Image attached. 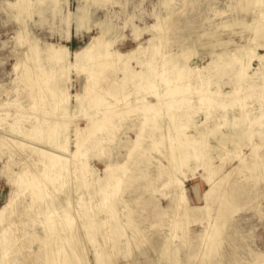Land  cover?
I'll return each instance as SVG.
<instances>
[{"label": "rangeland", "instance_id": "obj_1", "mask_svg": "<svg viewBox=\"0 0 264 264\" xmlns=\"http://www.w3.org/2000/svg\"><path fill=\"white\" fill-rule=\"evenodd\" d=\"M41 1L31 0L33 11L21 14L19 18L17 9L11 6L16 0H0V206L11 191L8 183L10 174L19 173L22 167L26 169L29 166L41 171L44 162L38 161L39 155L34 156L31 151L50 145L53 140L47 132L58 120L65 118L63 124L66 133H70V148L75 149L76 130L79 128L90 133L96 127H91L90 123L99 118L98 112L107 111L113 119L110 123H103L102 131L91 132L94 133L89 141L91 146L99 144L103 149L97 148L89 155L87 175L71 160L72 170L66 188L58 190L44 179L45 190L43 193L34 191V201L23 197V205L26 206L20 205L18 212L6 222L9 226L7 235H12V240L18 239L12 241L16 243H13L14 251L10 254L14 263L51 264L54 260L55 235L46 223L51 204L58 207V213L69 211L70 221L74 223L72 228L60 231V234L70 231L72 237V246L63 244L67 250L59 256L64 262L70 261L67 264H99L97 259L103 261L101 264L253 263L252 254L264 253V125L257 124L264 122V80L256 87L248 88L247 95L235 102L232 97L237 85L234 73L221 72L219 81H212L207 73L206 81H200L201 93L203 89L212 93L227 92L224 97L215 98L219 104L224 100L221 105L232 108L229 110L232 113L242 114L241 107L252 110V113L262 112L263 118L252 122V127L249 118L231 120L228 117V121H224L220 115L223 109L217 112L210 107L206 112L195 114L194 120L193 116L185 117L184 122L189 126L181 131L186 136L182 146L179 138L174 137L177 138L175 140L165 135V118L158 120L164 126L155 133L157 122L145 119L146 115L154 113L150 108L146 109L147 101L153 99L145 89L135 87L138 83L124 79V72L142 68L139 61H147L151 51L150 39L154 36L155 44H161L157 61H161L163 56L173 60L171 56L178 55L176 60L181 61V65L186 62L190 66L204 68L216 54L226 56L235 50H243L253 39L257 26H264V0H60L61 11L57 9L58 0ZM83 12L88 14L89 20L85 25H79L77 16ZM62 16L70 17L69 29L61 22ZM102 30H107L106 38L112 42V49L128 53L142 44L147 46L146 53L142 51L131 60L119 58V64L102 68L101 75L98 74L101 76L98 80L100 85L94 86L90 94V98L93 94L96 97H93L96 103H91L93 107L86 105V76L75 70L70 72L67 82L70 99L64 116L60 107H53L52 98L43 107H31L35 102L32 95L35 90L41 91V87L39 90L31 89L23 79L22 63L29 44L36 41L42 50L47 45H65L75 52L86 46L92 37L100 35ZM137 30H142L138 40L135 38ZM20 32L24 34L19 35ZM255 39L250 45H257L256 53L263 55L264 47H259L260 41ZM121 60L127 64V69H123ZM40 64L49 68L51 62L43 54ZM19 65L21 69H18ZM263 70L264 62L254 58L248 74L262 71L260 74L264 77ZM47 77V87L56 86L58 78ZM77 96L85 105L78 104ZM199 98L200 94L192 100L196 104ZM215 104L214 107H219ZM211 113L214 118L207 121L206 116ZM234 124L238 137L232 134ZM35 126L40 128L33 136L30 130ZM138 132L143 140L129 153ZM86 133L82 131L80 136ZM226 133L230 136L227 141L222 139ZM28 134L31 137L27 138ZM244 135L250 136L248 140ZM173 146L182 149L180 154L185 150L189 155L184 163L173 160ZM197 147H205L207 156L201 153L195 157ZM236 156L243 157L244 161L240 163ZM254 161L260 163L257 169L246 170V163ZM107 163L119 167L120 174V187L118 193H114L112 206L103 205L100 200L101 179H105ZM209 164L213 169H208ZM166 169L181 183L183 200L172 197L173 183L165 174ZM260 188H263V197L259 201L247 199L233 208V203H223L218 199L202 215L194 214L195 217L189 210L190 207L205 205L202 196L206 190L205 198L210 202L216 192L226 198L229 194H239L246 199V195L255 196ZM36 215L38 219L31 222ZM206 229L208 233L202 238ZM216 229L219 230L217 237L212 235Z\"/></svg>", "mask_w": 264, "mask_h": 264}, {"label": "bare ground", "instance_id": "obj_2", "mask_svg": "<svg viewBox=\"0 0 264 264\" xmlns=\"http://www.w3.org/2000/svg\"><path fill=\"white\" fill-rule=\"evenodd\" d=\"M44 1L45 0H42L40 3ZM58 4L59 5L57 9L61 11L60 0H58ZM11 6L17 9V17L19 16L21 17V14L31 13V11H33L31 0H16V2L11 3ZM53 9H54L53 12L56 13L55 8ZM39 12H42V11L39 10ZM77 19L79 20V25H82V24L85 25L87 23V20H89L88 14L83 12L82 14L77 16ZM60 20L61 22L65 23L69 29L70 24H71L70 17L62 16ZM138 31L139 30H137L135 33L136 40H138L142 34V30L139 32ZM23 32H20L19 35H21ZM163 32H165V30ZM106 35H107V30H102L100 32V35L92 37L91 40L88 42V44H86V46H84L82 49L75 51V52H71L68 49V47L65 45H60L57 47L52 46V45H47L46 49L42 50L41 48H39L38 44L35 43L36 41H33L32 43H30L28 46L29 48H27L28 50L25 52V54L23 53L24 59H25V62L22 63L23 69H24L23 79L25 78L24 79L25 83H27L31 87V89L37 88L39 90V88L41 87V91L40 90L37 92H35L36 90L34 91L32 97L35 102H34V105H32L31 107H38V106L43 107V105H47L48 100H51L50 98H52L53 100L52 103H54L53 104L54 106L53 105L52 106L57 107V108L60 107L62 109L61 111H63L62 115L64 116L66 114V111L68 110L67 107H68V102L70 99L69 86L67 85V82L69 80L68 79L69 74L72 70L73 71L75 70L78 73L84 74L86 76L87 82L85 84V89H86V92L88 93V99L86 100L87 101L86 105L93 107L91 103H96L94 100V98L96 97H94V94H93L94 98L93 97L90 98L91 97L90 94L92 93L93 89H95L94 86L100 85L98 80L101 76H99L98 74L101 75L102 68L105 66L111 67L112 65L114 66L116 64H119L120 62L119 58H123V59L129 58L131 60V59H135L137 57V54L142 53V51L146 53L145 49H147V46H143L142 44H139L137 48L131 50L128 53H120L119 51L112 49V42L106 38ZM263 36H264V26L263 24H259L254 31V37L256 39L258 38L257 40L260 41V44H258L259 47H264ZM253 39L252 38L250 39V43L251 41H253ZM150 40H149L151 42L149 46L151 48L150 49L151 51H149L150 56L147 57V61H143V60L139 61V65H142V68L140 70L138 71L130 70V69L128 70L127 64L124 63V60H121V62H123L122 63L124 67L123 69L125 68L127 69L124 72V79L131 81L134 84L138 83L135 87L139 86L138 90L145 89V91H147L146 94L150 95L151 98L153 99V100L149 99V101H147L146 109L150 108L151 111H153L154 113L151 116L146 115L145 119L148 122H155V123L157 122L156 123L157 131L155 133H158L160 131V127L165 125V128H166L165 135L173 139H175L174 137L179 138L180 144L184 146L183 140L186 138V136L181 131L184 130L185 126H189L188 123L184 122L185 117L193 116L192 117L193 119L194 117H196L194 116L195 114L201 113L204 111L206 112V110H208L210 107L213 109H216L215 111L217 112H221L218 109L222 108L224 112L221 113L220 115H222V117L224 118V121H226V119L228 121L229 119L228 117H231L232 118L231 120L238 119V117H242L246 119L249 118L251 121V124L254 121H261V118H263L262 112L252 113V110H249L246 107H241L240 110L242 111L240 112H242V114H238L236 112L232 113L231 111H229V110H233L232 108L221 105L225 103L223 102L224 100H222L221 104H219V102L215 98L220 97L221 95L222 97H224V95L228 94L227 92L212 93L208 91L207 89H203L201 93V90L199 89L201 82L204 83V81H206L204 77H206L205 75L207 73L212 81L213 80L219 81L218 76L221 72L223 71L227 73L233 72L234 79L237 85L234 87L232 97H234L235 102L238 99H243L244 96L247 95L246 90L248 88L251 89L253 87H256L258 84H260L259 82H262L264 80V77L260 74L262 73V71H260V73L255 72L252 75L248 74V69L250 68V64L254 58L255 59L258 58L259 60H261V62H264V54L260 55L259 53H256L257 49L255 47L257 45L254 47L253 43L251 45L249 43L243 50L242 49L235 50L234 52H231L230 54L226 56L222 54H216V57L212 59V62L209 64V66L202 68V67L194 66L192 64H191L192 66H190V64H187L186 62L182 65L179 64L181 63V61L179 62L178 60H176V57L177 58L179 57L178 55L176 56L172 55L171 57L173 60L164 59V56L162 59V56H161L162 60L157 61V56L160 54L159 46H161V44L160 45L159 43L155 44L156 42V41L154 42L155 36L153 39H150ZM252 45L254 48L252 47ZM43 54H45V57L49 59L51 62V65L49 68L43 64H40V61H42L43 59ZM167 61H169V65H166ZM221 61L223 62L221 63ZM18 64H21V63H18ZM18 67H20L18 69H21L20 65ZM47 76L58 78L56 82V86L47 87L48 85L46 84L47 83L46 78L48 79ZM142 83L144 84L140 85ZM199 94H200L199 101L198 103L195 104L192 99H194ZM77 99H78V104L80 106L85 105V102L83 101L82 98L77 96ZM215 101H216V104H215ZM214 104L219 105V107H214ZM226 104L228 105V103ZM95 105L97 106V104ZM115 109H118V108H115ZM190 112H193L192 115L190 114ZM98 116L99 118L96 117V119L93 121V124L90 123L91 127L92 125L96 126L94 127L92 131H89L90 133H86V131H84L83 129H79V128L76 130L75 135H74L75 136V140H74L75 149L70 148V145H71L70 144L71 141L69 139L70 133H66L67 129L65 128L63 124L65 118L62 117L61 118L62 120L59 118L60 120H58L56 124L51 126L47 132L48 137H50L51 140H53L51 141L50 145L42 148L41 150H37V151L35 148H33L31 151L32 155L34 156L36 154L39 155L38 157L40 158H36L38 161L42 163L44 162V165L41 168V171H37L36 169L33 170L28 165L30 167V168L28 167L29 170L28 168L23 169L22 167V171L20 170L21 172L19 171V173L10 174L8 176V183L11 186V191H10V194L6 202L2 206H0V226H1L0 227V263L1 264H15L14 263L15 260L10 258V254H12V252L14 251L13 245L16 243L13 242L14 243L13 244L12 241L15 240L16 238H13L12 240V238H10V236L12 237V235H7L9 226L6 224V222L10 220L13 214H16L18 212V208L20 207V205L24 207L26 206V205H23V201H25L23 197L24 198L29 197L28 200L31 199L34 201V191H38L39 193L44 192L45 190L44 183L46 182L45 180L50 181V183H52V185L58 190L66 188L69 184L68 176H69L70 171L72 170V166H71L72 162L75 166L77 165L80 166V169H82L81 171L84 173V175H87L89 173L88 165H87L88 164L87 160L89 158V155L91 154L93 150L97 148L101 150L103 149L101 145L98 146L99 144L97 146L96 144L94 146H91L92 144L89 141L91 140L92 134H94L96 131L98 132L102 131V128L104 127L103 123H108V122L110 123V120L113 119L112 118L113 115L111 114L108 115L107 111H103L101 113L98 112ZM206 117L208 121L209 119L214 118V115L211 113V114H207ZM164 118L167 120V125L166 123L163 125L162 123L158 122V120H164ZM166 120L164 122H166ZM257 124L258 126H262L264 125V122L262 123L259 122ZM253 126L254 125L252 124V127ZM233 127L234 128H233L232 134L234 137H238L236 136L238 135V132L236 130V125L234 124ZM38 128L40 127L35 126L34 128L30 130V133L33 136H35L36 134H38ZM82 131L83 133H86V134H83V137L80 136V133ZM8 132H11V131H8ZM59 132H61V136L58 137ZM91 132H94V133L91 134ZM155 133H152L151 135H154ZM209 133H212V131H210ZM31 134H28L27 138L29 136L31 137ZM198 134L200 133L198 132ZM136 135H137L136 138L132 142V146L129 148V153H132L133 148L137 149L139 144L143 140L141 133L138 132ZM245 136L247 135H244V137ZM149 137H154V136H149ZM229 137H230L229 134L226 133L222 136V139L227 141ZM249 137L250 136H247L246 140H248ZM173 139L172 141L176 140V139L175 140ZM176 142H173V144ZM180 144L178 145V147L180 146ZM174 146H176V144ZM174 146H173V151L175 153H173V156H172L173 160L179 164L184 163L185 159H187V157L189 158V155H186L185 150H183V152L180 154V151L182 149L174 147ZM143 149L144 148H141V150ZM196 149H197L196 155H194L195 157H199L201 153L204 154V156H207L205 147H201V148L197 147ZM141 150H139V152ZM236 157L238 158L240 163L244 161L243 157L241 156H236ZM36 159H34V161L37 162ZM71 160L73 161L71 162ZM259 164L260 163H258L257 161H254L253 163H248V164L246 163L245 167H247L246 170L253 171L257 169ZM121 167H123V165ZM118 169L119 167L115 168L113 164L107 163L106 165L105 179L104 178L101 179V185H100V192H101L100 200H101V203H103V205L109 204L112 206V204L115 202V197L113 196H114L115 191H117L118 187H120L119 185L120 174L118 173ZM208 169L209 170L213 169V167L209 164ZM239 172L243 173V170L239 169ZM165 174H167L169 181L173 183L172 184V189H173L172 197H174V199H177V200L178 199L183 200L184 192H183V189L181 188V183L178 180H176L174 175L167 169L165 170ZM260 176H261V173H260ZM40 183H42L41 184L42 187H40ZM212 183L214 184V181H212ZM239 190L245 191V189H239ZM236 192H239V191H236ZM235 196L238 198L241 195L235 194ZM51 205H53L52 208L50 207ZM51 205L49 206L50 208H48L47 210L50 212L49 213L50 215L47 216L48 220L46 221V223L48 222L47 224L50 229V232H52L55 235L53 244L57 246L55 248L56 250L55 255H54L55 258L54 260L52 259L51 262L54 264H65V263L67 264L70 261L64 262L59 256L61 252L67 250V247L64 245H66L67 243L71 245L70 238L72 237H71L70 231L64 232L63 234H60V231L61 229H67L68 227L72 228L74 223L70 221L71 215L69 211H61V212L59 211L60 213H58V210L56 211L57 206L54 204H51ZM38 215H36L35 218L31 220V222L38 219ZM4 218H7V219L4 223H2ZM106 226L108 227L109 225H106ZM214 232L215 230L212 231L213 235H214ZM217 232H218V229L216 230V233ZM206 233H208L207 229L204 232V236ZM17 240L18 239H16V241ZM97 261L99 264L103 262L102 260L100 262L99 259H97ZM263 261H264V253H258L254 257V262L250 264H262Z\"/></svg>", "mask_w": 264, "mask_h": 264}, {"label": "crops", "instance_id": "obj_3", "mask_svg": "<svg viewBox=\"0 0 264 264\" xmlns=\"http://www.w3.org/2000/svg\"><path fill=\"white\" fill-rule=\"evenodd\" d=\"M76 33L77 34H81V32H77V30H76ZM207 179V178H206ZM207 182V181H206ZM207 185H208V187H209V184H208V182H207ZM185 188H186V185H185ZM209 189V188H208ZM263 188H260L259 189V192L255 195V196H250V195H246L245 197H246V199H242V197L240 198V197H236L235 196V194H229V195H227V198L225 197V195L223 196V195H220V193L219 192H216V193H214L213 195H212V199L210 200V202H207L206 201V198H205V193L207 192V190L204 192V194H203V199L205 200V205H202V206H197V207H190L189 208V210L191 209V212H192V215H194V214H197L198 213V216L199 215H202L205 211H207V209L208 208H210L211 207V204L212 203H214V202H216V201H218V199L220 200L221 199V202H227V203H233L234 205H233V208H236L237 207V205H239L241 202L243 203L244 201H247V199H250V201L251 200H256V201H259V199L261 198V197H263L262 196V190ZM234 196V197H233ZM237 198V199H236ZM208 207V208H207ZM208 213L210 214L211 213V210L210 211H208ZM194 217H195V215H194ZM224 224L222 223V225L220 226L221 228H222V226H223ZM219 227V226H218ZM217 230V229H216ZM216 230H215V232H214V235L213 236H215V237H217V235H218V232H219V230H218V232L216 233ZM205 236H204V233H203V236H202V238H204ZM214 253H216V252H214ZM256 254H258V253H254V254H252L253 255V258L255 257V255ZM191 256V255H190ZM209 256H211V255H209ZM240 261V260H239Z\"/></svg>", "mask_w": 264, "mask_h": 264}]
</instances>
